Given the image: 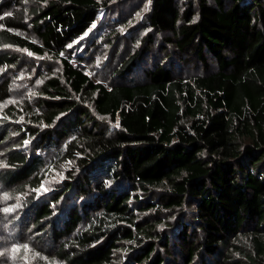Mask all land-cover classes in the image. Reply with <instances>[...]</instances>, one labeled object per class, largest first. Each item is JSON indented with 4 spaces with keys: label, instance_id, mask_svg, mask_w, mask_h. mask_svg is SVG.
<instances>
[{
    "label": "trees",
    "instance_id": "obj_1",
    "mask_svg": "<svg viewBox=\"0 0 264 264\" xmlns=\"http://www.w3.org/2000/svg\"><path fill=\"white\" fill-rule=\"evenodd\" d=\"M137 2L0 0V70L23 61L10 48L62 64L37 110L0 116L24 238L61 264H264V0H151L141 44L94 81L87 52L108 26L122 43ZM11 91L0 73V102Z\"/></svg>",
    "mask_w": 264,
    "mask_h": 264
},
{
    "label": "rangeland",
    "instance_id": "obj_2",
    "mask_svg": "<svg viewBox=\"0 0 264 264\" xmlns=\"http://www.w3.org/2000/svg\"><path fill=\"white\" fill-rule=\"evenodd\" d=\"M150 1L151 0H138L135 7H128V10H125L126 15L124 21L121 22L122 25L119 23L117 27H115L117 30H120V32L127 31L124 33L125 38H123L122 43L119 44L116 42L112 45V39L106 38L113 32L112 26L106 27V30L98 35L96 39V42H98L97 46L93 50L87 52L88 57L86 58V62L81 65L94 81H104L107 83L108 79H110V73H112L114 67L120 64L126 53L130 49L136 50L141 44L142 38L147 31L145 30L139 33V30L145 20V14L148 11ZM101 16L102 18L94 24V27L101 22L102 27L100 30H103L106 26L105 19L109 21V18L115 16V12H107L106 15L103 13ZM129 26L130 29L127 30ZM169 48V50H171L172 47L170 46ZM153 49L156 52V48ZM10 50L20 55L23 61L15 68L0 70L1 74L4 72L5 76L12 79L11 97L4 102H0V116L9 106H16L23 112V116H25L29 108L34 110L38 109V99L36 95L39 93L41 84L49 77L61 76L62 64L59 59L43 58L28 50L13 48H10ZM70 61L75 65L77 64L74 59ZM195 68L196 64L184 66L181 68V71H178V74L180 73L182 76L188 77L201 70V67H199L200 70H196ZM141 75L142 73L140 71L134 76L141 77ZM23 119L25 118H19L20 121H23ZM107 124V127L112 129L118 128L115 126L117 123H105V125ZM24 144H28V140H25ZM2 165L3 161L0 159V169ZM63 177L64 172L62 174V169L49 171L43 184L39 188H36V191L38 194L49 191L51 187L62 180ZM21 212L22 199L20 196L18 198H13L10 196L9 191L0 184V254L5 255V259L10 264H28L26 259L27 256H32L33 260L35 259L37 261V264H61L54 261L49 254H46L45 249L41 247L43 245L35 246L24 238L25 236L28 237V235H25L24 231L19 227ZM33 242H36V239Z\"/></svg>",
    "mask_w": 264,
    "mask_h": 264
},
{
    "label": "snow or ice",
    "instance_id": "obj_3",
    "mask_svg": "<svg viewBox=\"0 0 264 264\" xmlns=\"http://www.w3.org/2000/svg\"><path fill=\"white\" fill-rule=\"evenodd\" d=\"M101 119H104L103 117H101ZM116 127H119V123L117 122V124L115 125ZM27 143V142H25ZM7 211V210H6ZM26 247V246H25Z\"/></svg>",
    "mask_w": 264,
    "mask_h": 264
}]
</instances>
